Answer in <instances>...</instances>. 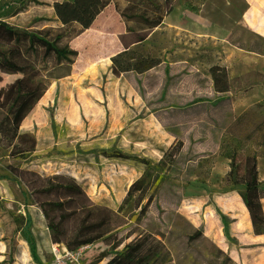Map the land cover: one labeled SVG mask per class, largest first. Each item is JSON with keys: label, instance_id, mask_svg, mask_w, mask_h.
<instances>
[{"label": "rangeland", "instance_id": "obj_1", "mask_svg": "<svg viewBox=\"0 0 264 264\" xmlns=\"http://www.w3.org/2000/svg\"><path fill=\"white\" fill-rule=\"evenodd\" d=\"M7 1H0V19L29 27L36 18H44L54 28L59 25L51 8L55 0H41L42 6L32 5L13 18L2 9ZM226 1L212 0L211 10ZM179 2L196 9L202 0ZM255 2L263 14L264 0ZM212 18L222 24L224 16ZM233 37L245 48L264 52V39H257L253 32H234ZM136 49L155 58L158 65L139 79L132 73L126 75L138 93L132 103L143 104L142 109L129 112L127 120L122 121L123 114L117 111L116 121L110 120L104 127L87 121L84 132L55 124L41 130L43 145L53 138L64 140L55 152H35L36 143L33 152L14 158L0 141V200L14 212L31 215L38 258L43 264H61L56 261L57 254L62 255L64 264H121L136 251L132 246L145 239L154 240L158 247L144 264L229 263L221 244L206 228L196 229L181 208L176 213L159 207L179 201L183 205L189 184L204 180L219 154L227 156L236 148L252 155L254 148L264 145V102L235 121L229 118L224 129L204 123L164 126L163 110L171 104L184 103L194 94H213L209 70L224 64L223 45L214 39L161 29L144 47L141 44ZM167 65L171 67L168 96L160 101L169 78ZM17 77L5 74L0 87ZM250 81L264 80L251 75ZM126 99L131 105L128 95L120 102ZM132 113L136 117L129 120ZM22 125L20 131L24 132ZM250 142L253 144L248 146ZM71 162L77 168L70 167ZM146 175L144 184L150 189L145 198L143 189L130 194L136 182L142 180L143 187ZM13 230L10 217L0 215V264H36L28 243L11 237ZM68 253H74L77 260Z\"/></svg>", "mask_w": 264, "mask_h": 264}, {"label": "crops", "instance_id": "obj_2", "mask_svg": "<svg viewBox=\"0 0 264 264\" xmlns=\"http://www.w3.org/2000/svg\"><path fill=\"white\" fill-rule=\"evenodd\" d=\"M211 1L205 0L196 9L176 5L160 27L136 32L127 31L113 3L107 6L93 25L72 41V48L78 52V56L71 65L70 74L52 81L23 122L22 130L37 140L35 152H55L65 143L54 138L44 142V145L41 142V130H48L54 124L61 129L66 125L73 132H84L87 121L93 126L104 127L110 120L116 121L117 111L123 114L121 120L124 121L129 112L142 109V103H132V100H137L138 93L126 75L112 72V57L145 44L161 29L186 32L199 39L220 42L223 45V63L230 80L247 74L264 76V55L233 41L234 32H253L257 39H264V24H259L261 19L264 20L262 8L255 0H227L211 10ZM257 1L260 3L261 0ZM212 15L224 16L222 24L213 21ZM126 95L131 96V105L128 99L120 102L121 97ZM230 95L235 121L251 107L264 102V82L247 91L231 92ZM52 110L54 114H51ZM135 117L132 113L129 120ZM252 144L250 142L248 146ZM258 148H254L252 153L259 154V182L264 189V145ZM71 164L70 167L77 168L74 162ZM230 164L228 156L219 154L206 178L195 179L187 187L182 212L196 229L206 228L210 237L221 244L223 253L229 259L228 264H264V234L256 232L243 200L245 184L228 178ZM262 205L264 211V198ZM223 217L226 221H223ZM60 256L59 263L64 264Z\"/></svg>", "mask_w": 264, "mask_h": 264}, {"label": "trees", "instance_id": "obj_3", "mask_svg": "<svg viewBox=\"0 0 264 264\" xmlns=\"http://www.w3.org/2000/svg\"><path fill=\"white\" fill-rule=\"evenodd\" d=\"M204 1L202 0V3ZM112 3L129 32L160 27L166 16L180 4L179 0H55L51 8L54 12V20L59 23L56 29L44 18H36L35 24L29 27L0 19V84L5 74L18 75L13 82L0 87V141L11 149V157H20L35 150L37 140L33 135L20 131L22 122L47 92L51 80L70 74V67L78 52L69 42L89 29L97 16ZM43 4L41 0H9L2 5V9L8 11V18H13L26 12L32 5ZM136 48L112 57L111 70L115 75L132 73L135 74L136 79H139V75L151 71L158 65L155 58L139 53ZM251 50L264 55V52ZM58 70L65 71L54 76V71ZM170 72L171 67L167 65L165 73L169 78L164 84L160 101H165L168 96ZM209 73L213 94H194L184 103L171 104L163 110L166 114L162 119L164 126L204 123L224 129L228 119L233 117L230 93L238 90L247 91L258 84L250 81V74L230 80L225 64L212 66ZM255 75L264 80L263 75ZM258 155V152L245 155L233 148L227 155L231 159L228 178L245 184L243 200L250 212L256 232L264 234L262 205L264 189L260 187L259 182ZM146 177L147 175L143 178V187H141L142 180L138 181L133 184L129 193L142 192L143 189L144 199L150 189L149 185L144 184ZM180 202L159 208L177 213L180 208L182 209ZM0 215L10 217L14 225L11 237L14 240L18 238L27 242L32 259L36 264H43L38 258L31 215L14 212L6 208L1 200ZM223 221H226L225 217ZM157 247L158 244H154L152 239H145V242L142 240L132 246L131 249L136 251L121 264L147 263ZM148 264H155V261Z\"/></svg>", "mask_w": 264, "mask_h": 264}, {"label": "built area", "instance_id": "obj_4", "mask_svg": "<svg viewBox=\"0 0 264 264\" xmlns=\"http://www.w3.org/2000/svg\"><path fill=\"white\" fill-rule=\"evenodd\" d=\"M68 256H70L71 258H73V259H76L77 260V256H75V254L74 253H68ZM57 260V262H61V256L59 255V256H57V258H56Z\"/></svg>", "mask_w": 264, "mask_h": 264}]
</instances>
